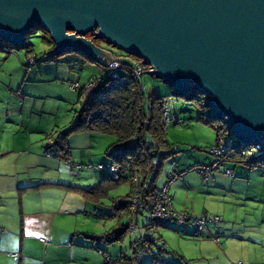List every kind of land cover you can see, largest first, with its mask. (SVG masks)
Instances as JSON below:
<instances>
[{
	"label": "rangeland",
	"instance_id": "1",
	"mask_svg": "<svg viewBox=\"0 0 264 264\" xmlns=\"http://www.w3.org/2000/svg\"><path fill=\"white\" fill-rule=\"evenodd\" d=\"M93 38V33L87 35L89 41ZM26 40L37 56L38 62L33 66L28 65L27 48L0 40V150H8L11 154L9 158H3L2 163L6 162L5 159L12 161L21 154L26 159L31 150L33 154L48 152L58 134L74 126L77 113L85 104L84 97H79L74 84L78 82L85 86L106 70L75 53L57 57L54 53L56 44L42 27L28 33ZM94 40L97 46L118 56L128 55L114 49L104 39ZM72 63L79 64L81 68L77 69L76 65L72 70ZM141 84L146 96H171L176 102L178 124L167 127V140L176 154L165 162L158 186L162 188L166 184L167 173L173 165H177L181 171L187 172L170 185V196L176 212L192 218H201L205 214L209 218H220V222L210 223L208 227V231L214 230L218 234L215 235L217 238L189 236L192 233L189 225L169 223L159 228L162 240H158L157 245L165 243L167 253L164 258L173 264H264V165L249 168L244 163H229L221 166L220 171L214 170L207 178L190 171L194 166L212 165L214 156L210 150L216 144L218 128L227 131L228 125L222 120L216 121L214 127L199 122L200 114L212 115V110H202L195 102L175 97L174 89L157 77L146 74ZM115 142L113 136L73 133L70 140L72 160L77 164L74 167L80 165L83 169L73 168L69 172L68 167H62L70 178L66 175L61 177L73 182L74 188L94 187L107 175L95 168L99 164L111 165L112 161L105 152ZM120 147L121 144H115L113 151ZM61 161V165L73 164ZM19 165L25 164L21 161ZM228 168L233 170V176L226 173ZM55 174L58 176V171ZM48 187L53 189L50 195L56 200L62 198L63 188L83 197L79 191L68 189L65 185ZM130 190L129 183L113 189L100 204L90 203L87 214L79 215L72 222L65 219V223L58 215L57 224L59 222L61 225L62 232L78 230L91 235L117 230L121 222H126V218L113 217L112 205L124 201ZM11 206V198H6L4 206L0 207V221L6 220L7 208ZM3 229L0 227V264H20L21 255L15 253L19 251L17 246L3 244L12 237V233L18 234L17 224ZM138 236L128 234L121 243L101 244L108 257L99 253L93 245L85 249L62 247L60 252L65 257L49 256L37 245L41 242L43 247L47 246L46 239H28L27 258L26 261L21 260V264H124L122 257L127 261L134 257L131 243ZM15 244L18 245V242ZM68 249H71L70 252ZM157 249L153 247V252H157ZM143 263H152L151 254L143 257Z\"/></svg>",
	"mask_w": 264,
	"mask_h": 264
},
{
	"label": "water",
	"instance_id": "2",
	"mask_svg": "<svg viewBox=\"0 0 264 264\" xmlns=\"http://www.w3.org/2000/svg\"><path fill=\"white\" fill-rule=\"evenodd\" d=\"M40 27L56 52L109 66L93 33L142 59L175 97L199 91L242 145L264 140V0H0V40L25 47Z\"/></svg>",
	"mask_w": 264,
	"mask_h": 264
},
{
	"label": "trees",
	"instance_id": "3",
	"mask_svg": "<svg viewBox=\"0 0 264 264\" xmlns=\"http://www.w3.org/2000/svg\"><path fill=\"white\" fill-rule=\"evenodd\" d=\"M94 39H96L95 36L91 41L93 44H96ZM25 48L28 49L27 57H34V63H28V65L33 66L37 64V56L32 50V47L27 44V40ZM54 53L57 57H61L67 53H75L86 57L88 61L96 64L94 59L83 52L66 51L61 53L55 50ZM113 56L122 59V67L119 70V74L123 79L128 78V83H123L121 81L122 79L119 81L111 80L108 75V66L105 67L106 70L102 76L92 78L96 80L98 87L94 86L95 89L93 93H90L86 96V99H84L85 104L81 111L77 113V121L74 126L69 130L59 133L57 139H55L54 143L48 148V152L54 153L59 159L70 163L72 160L70 139L73 133L113 136L116 142L105 152L106 156L112 161L111 165H102L105 168L103 170L95 168L96 170L106 172L107 175L92 188L80 189L74 188L73 186H68L67 188L79 191L87 202L100 204L104 199L109 197L111 190L129 183L131 185V190L125 197V200L119 204L112 205V210L114 211L113 217L119 219L126 218V222H121L119 229L105 232L101 235L75 232L72 237H82L93 245V247H97L96 249L99 250V253L108 257V253L100 247L101 244L110 245L118 242L121 243L128 234H139L137 239L131 243L134 257L130 261L122 257V262L124 264H127L126 262H129L128 264H145L143 263V257L147 254H151V264H173L171 261L164 258V254L167 253L165 243H160L161 246L157 245L158 240H162L159 236V228L169 223H174L179 226L189 225L193 229V237H196V227L191 222L182 224L178 223L177 220H157L151 217L150 214L156 206L157 198L161 191V187L158 186V183L163 173L165 162L176 154L173 151V146H171L167 140V127L173 123L178 124V117L175 111L176 102L171 96L160 97L155 94L146 96L144 94L141 79L146 74L141 77H136L132 72V68L135 66L133 61L142 64V59L133 55L118 56L115 54ZM76 65L77 69L81 68L79 64L73 63L70 64V68L75 70L73 67ZM85 88L86 86H81L75 89L78 91L80 98L85 97ZM200 96L203 97L201 98ZM165 99L171 100L172 103L168 113L173 117V120L168 124L165 123ZM187 100L195 102L202 110L208 109L207 100L199 91H194ZM198 120L212 127H214V123L218 121L212 115L203 113L199 115ZM220 130L227 134L230 133L229 126L227 131L222 128H220ZM218 137L213 148L218 145ZM115 144H121L122 147L117 151H113ZM244 147H246V145L234 147L226 156V158L229 159H226L227 161L222 163L221 166L229 163H244L249 168L264 165V148L254 152L253 157L249 159L242 155L241 150ZM211 150L210 154L213 155ZM156 152L158 154L157 157L154 158L153 154ZM157 160H159V164L155 166L154 164ZM215 161L214 158L212 165ZM212 165L198 166L209 167ZM112 166H116L117 171L112 172ZM173 166H175L174 172L176 171L178 174L187 172L181 171L177 165ZM227 170L231 169L228 168ZM167 175H169V173H167ZM44 186L63 185L46 184ZM41 187H43V185L38 187L33 186L26 190L39 189ZM26 190L24 189V191ZM189 218L191 220L198 219L190 216ZM143 219L145 222H143ZM208 227L209 226H207L199 237H203L207 233ZM155 234H157V236ZM215 235L218 234L214 233L210 235V237L212 238ZM153 247L158 248L157 252H153Z\"/></svg>",
	"mask_w": 264,
	"mask_h": 264
},
{
	"label": "crops",
	"instance_id": "4",
	"mask_svg": "<svg viewBox=\"0 0 264 264\" xmlns=\"http://www.w3.org/2000/svg\"><path fill=\"white\" fill-rule=\"evenodd\" d=\"M94 45L99 47L96 44ZM99 48L110 54L112 60V56L115 55L114 52L101 47ZM96 64L103 68L106 67L97 61ZM10 155L8 150H0V207L4 206L6 198H11L12 205L10 208H7L6 220L2 219L0 221V227L6 230L8 225L17 224L18 234L12 233V237L7 238L3 244L11 245V247L17 246L19 251L15 253H20L22 261L27 258L26 252L28 253V248L30 246L26 245V240L28 239L35 241L37 239H46L48 242L47 246L43 247L40 240V243L37 245L44 249L46 255L59 256L62 258L65 257L61 255L60 252L62 247L73 249L77 247L84 249L85 247H90L91 244L82 237H72L78 230H74V232H62L61 225L59 222L57 224V219L60 217V220L65 223V219L72 222L73 220H77L79 215L87 214L90 202H87L84 197L76 193H71L64 188L62 198L56 200L50 195L53 189L44 186L46 184L73 186V182H67V180H64L65 178L61 177L66 175L62 167H68L69 172H71L73 168L82 170L83 167L80 165L74 167L77 164L73 162V160L70 162L73 163L72 165H61L63 164L62 161L54 153L45 152L44 154H33L32 150L29 152L26 159H23L24 155L21 154L20 156H16L12 161L5 159L6 162L2 163L3 158H9ZM21 161L22 164L25 165H19ZM57 163H60V165H57ZM68 170L66 171L68 172ZM56 171L59 173L58 176L55 174ZM69 176L70 174L68 173L65 177L70 178ZM40 185H43V187L35 190H26L30 187H38ZM52 188L56 187L53 186ZM24 189L26 191H24ZM58 215L61 216L58 217ZM191 232H193V229ZM189 234V236H193L192 233ZM212 234H214V230H209L203 237L209 238ZM159 236L162 238L160 234ZM16 241L18 245L15 244ZM68 250L70 252L71 249ZM21 260L19 261L20 264ZM22 264H24V262Z\"/></svg>",
	"mask_w": 264,
	"mask_h": 264
},
{
	"label": "built area",
	"instance_id": "5",
	"mask_svg": "<svg viewBox=\"0 0 264 264\" xmlns=\"http://www.w3.org/2000/svg\"><path fill=\"white\" fill-rule=\"evenodd\" d=\"M29 62L28 63H34V57H30L28 58ZM121 58H117V57H112V61L110 62L108 68H109V77L111 80L113 81H119L121 80L123 83H128V78H121L120 74H119V70L122 67V63H121ZM134 63V68H132V72L136 77H141L144 74H148V72L152 71V68L150 66H147L144 64V62L142 64H138V63ZM101 82V81H99ZM96 84V80L92 79L88 82V84H86V88H85V97L84 99H86V96H88L90 93H93L95 87L97 86ZM81 85L76 82L74 84V88H80ZM98 87V86H97ZM165 107H164V111H165V123L168 124L170 121L173 120V117L168 113L169 111V107L171 106V100L165 99L164 101ZM219 133V141H218V145L215 146L212 150L211 153L213 154L214 158H215V163L212 166L209 167H205V166H196L193 167L192 169H190V171H196L198 172L201 176H203L204 178H207L210 173H212L214 170H219L220 171V167L222 165V163H225L229 158H226L227 154L233 150L234 147L236 146H240L242 147V143L240 141H238L237 139H235L233 137V135L231 134V132L229 134L224 133L220 130V128H218ZM242 145V146H241ZM262 148H264V140L258 144H251V145H246V147H244L241 151H242V155L248 157L249 159L253 157V153L256 151H260ZM230 157V156H229ZM159 164V160L155 161V166ZM96 169L99 170H103L105 169L104 166L99 165ZM175 166L172 167V169L169 171V175H168V179L166 184L161 188V191L159 193V197L157 198V203L155 208L153 209V211L151 212L150 216L153 217L154 219L157 220H161V221H167V220H177L178 223H186V222H191L195 227H196V237H199V235L205 231V229L207 228V226L210 225V223L213 224H217L218 222H220V218L219 217H215V218H209L207 215H204L201 218H198L196 220H191L189 218V216H187L186 214H179L176 212V210L173 207L172 204V199L170 196V185L175 182L178 179H181L185 176L186 173H181L178 174L176 171V173L174 172ZM111 171H117V167L116 166H112L111 167ZM227 174H229L230 176H233L234 173L232 170H227L226 171ZM156 223V222H155ZM159 223V222H158ZM215 238H217L216 236H214Z\"/></svg>",
	"mask_w": 264,
	"mask_h": 264
}]
</instances>
